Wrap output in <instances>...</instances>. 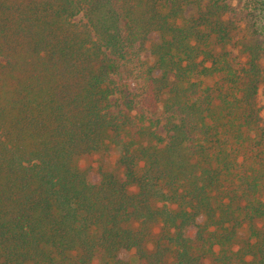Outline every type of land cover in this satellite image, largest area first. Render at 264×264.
Segmentation results:
<instances>
[{
    "label": "trees",
    "instance_id": "obj_1",
    "mask_svg": "<svg viewBox=\"0 0 264 264\" xmlns=\"http://www.w3.org/2000/svg\"><path fill=\"white\" fill-rule=\"evenodd\" d=\"M235 44L221 0H0V264H264V42ZM147 47L167 136L93 181L113 57Z\"/></svg>",
    "mask_w": 264,
    "mask_h": 264
},
{
    "label": "rangeland",
    "instance_id": "obj_2",
    "mask_svg": "<svg viewBox=\"0 0 264 264\" xmlns=\"http://www.w3.org/2000/svg\"><path fill=\"white\" fill-rule=\"evenodd\" d=\"M221 2L227 5V17L235 33L236 44L229 48L231 55L237 63H243L248 59L245 43L254 40L264 42V0H221ZM148 49L149 47L138 53L113 57L116 68L114 75L116 89L112 98V111L117 115L123 128L114 137L115 140H108L107 147L76 158L77 166L92 169L90 175L93 181L99 179L100 168L114 172L118 178L124 180V167L119 162L122 148L130 143L146 142L148 129L156 130L164 137L167 136L166 114L161 110H149L144 101L147 77L154 63ZM258 105L264 118V82L259 88ZM254 154L264 157V152L255 151L252 155ZM143 164L144 162L141 165ZM130 189L136 190L137 187L131 186ZM121 256L131 264H145L137 258L135 250H123Z\"/></svg>",
    "mask_w": 264,
    "mask_h": 264
}]
</instances>
